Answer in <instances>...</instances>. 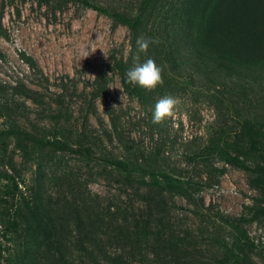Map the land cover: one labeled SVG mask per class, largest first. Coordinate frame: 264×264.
<instances>
[{"label": "rangeland", "instance_id": "374dc122", "mask_svg": "<svg viewBox=\"0 0 264 264\" xmlns=\"http://www.w3.org/2000/svg\"><path fill=\"white\" fill-rule=\"evenodd\" d=\"M88 1L128 17L135 16L142 3ZM171 1L163 0L162 4L168 8ZM193 4L189 0L188 5ZM152 12L150 9L149 14ZM160 15L150 18L149 25L164 22ZM85 51L90 53L87 57ZM130 51L126 26L81 3L0 0V207L8 192L5 177L10 175L28 200H37L54 210L57 217H64V231L69 237L78 234L73 218L70 220L74 215L68 214L71 210L87 224L107 217L98 226L107 234L101 237L109 257L122 256L130 264H153L162 249L161 238L168 235L179 236L188 246L178 262L213 264L222 257L216 241H230L233 236L228 222L264 203L254 186L258 174L225 164L217 156L203 160L196 154L209 146L216 131L223 130L227 136L236 130L242 117L255 113L259 121L264 120V80L261 87L247 93V99H254L253 104L245 100L253 110L251 114L240 104L238 111L231 107L237 101L231 95L230 104L217 101L205 89L206 83L201 88L199 80L195 86L157 90L142 103L125 91L111 64L115 54L133 59ZM154 51L150 49L148 57L141 56L140 62L151 58L160 65ZM25 56L36 66H29ZM103 74H107V91L94 98L95 82ZM167 95L180 103L172 117L154 124L155 104ZM18 128L37 139L68 138L74 149L81 142L89 151L66 153L32 144L26 148L9 134ZM177 153L182 154L177 157ZM105 158L146 163L187 180L194 199L167 194L163 204L156 207L158 197L147 194V188L139 183H131L104 162ZM12 160L16 171L9 166ZM115 215L128 217L130 224L134 219L149 220V240L115 243V218L108 220ZM23 221L19 234L10 235L15 242L3 240L13 253L24 238ZM247 229L260 247L259 255L264 256V218ZM62 249L67 258L81 264L83 257L77 247L65 244Z\"/></svg>", "mask_w": 264, "mask_h": 264}, {"label": "trees", "instance_id": "16d2710c", "mask_svg": "<svg viewBox=\"0 0 264 264\" xmlns=\"http://www.w3.org/2000/svg\"><path fill=\"white\" fill-rule=\"evenodd\" d=\"M67 1L81 3L110 17L115 24L126 26L130 31L131 57L136 55L138 37L158 41L150 43L147 51L155 49L154 52L159 55L158 66L162 69L164 83L155 90L149 91L127 83L125 73L133 67V59L116 54L111 57V64L120 75L123 88L140 102H148L157 90L182 84L195 86L196 80H199L201 88L206 83L205 89L217 101L230 104L231 95L237 99L230 104L236 111L240 104L250 111L249 114L253 112L245 100L253 104L254 99H247V93L255 86L261 87L260 81L264 80V0H192L194 4L190 6L189 0H172L168 8L162 4L163 0H142L133 17L88 0ZM150 9L153 12L149 14ZM155 12L161 13L165 21L150 26L149 19L156 18ZM141 56L148 57L147 53H141ZM25 61L31 67L36 66L31 57L25 56ZM95 85L93 97L98 98L107 91V74L101 75ZM229 90L234 92L230 93ZM251 115L254 116L242 117L237 129L230 130L227 136L223 130L216 131L209 140V146L197 153L196 157L207 160L217 156L225 164L258 174L254 186L260 191L264 203V120L259 121L255 113ZM9 134L25 147L32 144L80 154L89 151L81 142L74 149L68 138L37 139L20 128L12 129ZM12 161L9 166L16 171ZM103 161L131 183L146 187L147 194L158 197L154 201L156 207L163 204L167 194L182 195L189 201L194 199L189 181L154 166L129 159L105 158ZM5 179L9 185L0 207V264H76L72 257L67 258L63 252L65 244L77 247L83 257L79 262L81 264H104V261L130 264L128 259L122 256L109 257L105 251V240L101 236L106 233L103 226L98 225L104 224L107 217H98L97 222L87 224L83 217L71 210L68 214L74 215L70 216V220L72 217L78 234L69 237L65 235L64 217H57L54 210L39 205L37 200H28L24 192L19 190L15 177L8 175ZM252 210L250 214L228 222L233 236L230 241H216L222 249V257L213 264H264V256L259 255L260 247L247 229L264 218V205ZM112 218H115V243L132 244L149 240L152 228L149 220L134 219L133 224H130L126 216L115 215L108 220ZM21 219L26 230L22 242L13 253L6 249L3 240L15 242V238L10 235L19 234ZM161 246V252L153 264H182L176 259L185 255L188 248L183 239L167 235L161 238Z\"/></svg>", "mask_w": 264, "mask_h": 264}, {"label": "clouds", "instance_id": "9594fccd", "mask_svg": "<svg viewBox=\"0 0 264 264\" xmlns=\"http://www.w3.org/2000/svg\"><path fill=\"white\" fill-rule=\"evenodd\" d=\"M157 42L158 41H152L143 36L137 38V50L136 55L133 57V67L125 73L127 83L137 85L149 91L155 90L158 85H163L162 69L155 63V61L148 58L144 62H140V54H146L150 43ZM89 54V52L85 51L83 55L84 57H87ZM119 89L123 92L122 88ZM179 103L180 101L171 95L159 99L156 102L152 113V122L154 124H160L165 118L172 117ZM181 154L182 153H177V157Z\"/></svg>", "mask_w": 264, "mask_h": 264}]
</instances>
